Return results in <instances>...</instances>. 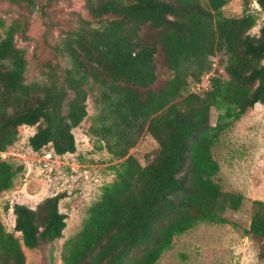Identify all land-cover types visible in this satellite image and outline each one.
<instances>
[{"label": "trees", "instance_id": "obj_1", "mask_svg": "<svg viewBox=\"0 0 264 264\" xmlns=\"http://www.w3.org/2000/svg\"><path fill=\"white\" fill-rule=\"evenodd\" d=\"M62 1L0 0L20 11L10 23L0 16V153L19 140L20 127L36 126L34 151L74 154L73 130L88 116L93 94L99 113L92 135L121 161L81 231L63 245L61 264H157L195 226L232 224L225 213L244 199L223 192L213 149L249 109L264 105V26L250 34L264 0H255L259 14L245 0L241 17L224 15L227 0H84L88 18L73 12L56 20L49 9ZM34 15L44 29L43 51L34 55L38 75L29 80L31 62L18 39L30 40ZM219 55L226 78L216 71ZM214 67L208 90L191 92ZM144 134L159 146L145 166L130 154ZM23 169L0 156V196ZM65 196L34 209L15 204L20 237L0 218V264H26L24 248L46 249L63 238ZM254 206L247 233L264 247V202Z\"/></svg>", "mask_w": 264, "mask_h": 264}, {"label": "rangeland", "instance_id": "obj_2", "mask_svg": "<svg viewBox=\"0 0 264 264\" xmlns=\"http://www.w3.org/2000/svg\"><path fill=\"white\" fill-rule=\"evenodd\" d=\"M223 13L227 17H241L246 10L245 0H227ZM254 1V2H253ZM250 4V12L260 10L255 0ZM52 18L66 20L70 13H79L88 18L84 9V0H64L49 9ZM20 11L9 3H0V16L8 23L20 16ZM30 27V40L18 39V46L26 49L30 63L29 80L38 75L34 70V55L42 53L44 33L39 15H34ZM264 26V14L258 15L251 35H259ZM1 33V30H0ZM223 55L214 58L216 68L213 73L222 74L219 66L225 61ZM159 72L162 57H157ZM163 78L154 85L159 89ZM194 83L190 91L194 92ZM199 92V91H196ZM95 93H97L95 91ZM93 94L87 100L88 116L81 125L73 130L77 150L74 154L57 156L49 148L39 152L30 146L29 139L37 128L22 126L19 128V140L5 153L3 160L23 165V171L15 180L14 187L0 196V218L9 232H14L15 216L12 207L25 204L31 208L58 194H65L60 202V211L67 215V226L63 238L42 250L24 248L26 264H61V250L65 242L75 237L82 229L89 215V209L100 200L103 188L116 179L113 167L120 164L108 151L99 149L100 141L92 135L96 126L99 110ZM218 113L211 110L210 123L216 124ZM158 143L144 134L130 154L145 166L158 152ZM213 156L220 165L219 181L224 193L242 195L243 204L234 212L228 210L225 217L232 224H199L185 235L176 237L173 247L166 251L157 264H264V247L252 238L247 231L254 213V201L264 202V105L256 104L227 130L213 149ZM8 207V209H7ZM16 237L21 233L14 232Z\"/></svg>", "mask_w": 264, "mask_h": 264}, {"label": "built area", "instance_id": "obj_3", "mask_svg": "<svg viewBox=\"0 0 264 264\" xmlns=\"http://www.w3.org/2000/svg\"><path fill=\"white\" fill-rule=\"evenodd\" d=\"M258 6V5H257ZM213 76V72L207 74L203 79L202 82L200 83H195L194 85V92L196 91H202V90H208L209 84H210V79Z\"/></svg>", "mask_w": 264, "mask_h": 264}]
</instances>
